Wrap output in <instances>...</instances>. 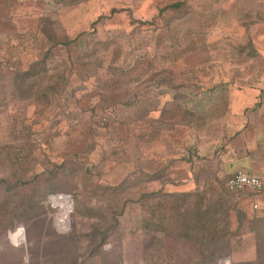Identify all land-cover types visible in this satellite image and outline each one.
<instances>
[{
	"label": "rangeland",
	"instance_id": "obj_1",
	"mask_svg": "<svg viewBox=\"0 0 264 264\" xmlns=\"http://www.w3.org/2000/svg\"><path fill=\"white\" fill-rule=\"evenodd\" d=\"M180 1L0 0V264H264V192L226 188L264 117V0L155 29ZM29 70L49 102L17 95Z\"/></svg>",
	"mask_w": 264,
	"mask_h": 264
},
{
	"label": "trees",
	"instance_id": "obj_2",
	"mask_svg": "<svg viewBox=\"0 0 264 264\" xmlns=\"http://www.w3.org/2000/svg\"><path fill=\"white\" fill-rule=\"evenodd\" d=\"M187 4H188L187 1L183 0V1L176 2L174 4H171L169 6H166V7L162 8V9H160L158 14L151 21V23H153V25L155 27V24H157V20L158 19L159 20L165 19L164 22H165V24H167L168 22L170 23L171 20L175 21V20H178V19L185 18V16L187 15V13H186L187 12V8H188ZM118 12L119 11H117V10L114 11V13H118ZM155 29H157V28L155 27ZM77 41L78 40H70L69 42L63 43L62 46H64L65 48H68V47L72 48V47H74L77 44L76 47H79V44H78L79 42L77 43ZM90 44L91 43L86 42V46H85V48L87 49V51L89 53H90V51H89ZM89 55L90 54H88V57H89ZM48 57H49V54H46L45 58L48 59ZM106 62L107 61L101 62V64L102 63H106ZM150 65H154V63L150 62ZM129 69H130V67L127 68L128 72H129ZM44 73L47 74L48 72L45 70ZM166 73H168V74L166 75ZM172 74L173 73L171 71L169 72V71H166V70L160 71V74H158V72H157V77L155 78V81H158V78H160V80H162V81L166 80V77L163 78V76H168V79L172 78ZM21 77L23 78L22 79L23 83L19 87V89L17 91V95L18 94L19 95H24L25 97H28V98H36V97H38L39 99L36 102H42V100H40V99H45V102H49L50 101L48 92L51 89L49 88V89H46V91H44V86H42L43 84L41 83V80H38V79H40V77L37 78V73L36 72H34L32 70H29V71L24 72ZM110 84H112V82H110ZM38 86H39V88H41L40 89L41 91H39L38 89H35V88H38ZM150 87L151 86H149L148 88H150ZM160 87H163V86H160ZM166 87H170V86L166 85ZM146 91H147V89L143 90L139 94L137 93V96L139 97L141 94H143V92H146ZM106 96H109V98H112L113 95L112 94H107ZM139 99L142 102L144 100V96H140ZM125 105H127V106H137L138 103L131 101V102L125 103ZM153 109L155 110V106L151 107L150 112L153 111ZM227 148H229V147L227 146ZM227 148L225 149V151H223V153H226V151L228 150ZM228 179L226 180V188H227ZM3 183H4V181H2V182L0 181L1 185ZM234 192H241V191H232V193H234ZM51 196H53V195H49L47 197V199H46L47 200L46 203L50 207H51V205H50L51 204Z\"/></svg>",
	"mask_w": 264,
	"mask_h": 264
},
{
	"label": "crops",
	"instance_id": "obj_3",
	"mask_svg": "<svg viewBox=\"0 0 264 264\" xmlns=\"http://www.w3.org/2000/svg\"><path fill=\"white\" fill-rule=\"evenodd\" d=\"M261 115L258 117H252L254 115L249 116V122H246L247 125H244V128L248 126L247 128L251 127L255 129L253 132L256 135L254 140L256 143H250V141L238 148L235 146L232 151L233 154L231 157L233 158L232 160H235L233 162L242 164L247 170L245 168H242L245 170H240V168H238L234 171H245L258 176L264 175V117ZM245 133L246 131L241 135ZM227 149V154L230 155L231 153L229 152L231 151V148Z\"/></svg>",
	"mask_w": 264,
	"mask_h": 264
},
{
	"label": "built area",
	"instance_id": "obj_4",
	"mask_svg": "<svg viewBox=\"0 0 264 264\" xmlns=\"http://www.w3.org/2000/svg\"><path fill=\"white\" fill-rule=\"evenodd\" d=\"M227 188L230 191L251 190L256 194L263 193L264 175L258 176L245 171H237L229 177L227 181ZM258 207L259 206L257 204L254 205V209H258Z\"/></svg>",
	"mask_w": 264,
	"mask_h": 264
},
{
	"label": "bare ground",
	"instance_id": "obj_5",
	"mask_svg": "<svg viewBox=\"0 0 264 264\" xmlns=\"http://www.w3.org/2000/svg\"><path fill=\"white\" fill-rule=\"evenodd\" d=\"M58 198H62V199H66L65 202H69L68 205H64V212H63V217L61 219H59V222H61L62 224L66 223L67 219H68V213H69V210L71 209V201L69 199H67V197H61L59 196Z\"/></svg>",
	"mask_w": 264,
	"mask_h": 264
}]
</instances>
